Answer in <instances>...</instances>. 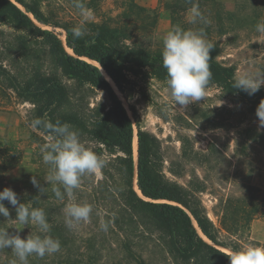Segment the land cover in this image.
<instances>
[{
    "label": "trees",
    "instance_id": "16d2710c",
    "mask_svg": "<svg viewBox=\"0 0 264 264\" xmlns=\"http://www.w3.org/2000/svg\"><path fill=\"white\" fill-rule=\"evenodd\" d=\"M237 3L240 12H264V0H237ZM194 5L212 10L219 24L224 15L229 20L235 18L240 24L248 19L246 14L241 18L229 14L217 0H176L170 9L184 11ZM55 12L50 0H0V25L23 32L26 39L38 41L54 70L45 72L38 66L20 83L0 64V77L9 83L17 97L35 106V118L69 124L87 148L107 158L109 163L102 169L100 178L86 175L82 178L86 181L74 190L82 192L87 204L95 206L88 221L68 228L64 209L74 202L71 196H65L63 201L55 198L52 186L43 179L48 166L42 158L34 176L45 187V192H38L33 184L23 190L6 183L4 173L19 156L0 145V190L10 187L21 202L43 208L52 226L50 235L61 244V250L55 254L29 257V264H148L142 253L135 250L134 237L155 231L159 232L157 239L165 256L164 264H229V252L224 249L239 250V245L231 238H224L223 231L231 233L238 229L240 221L247 223L258 213L264 214V192L245 180L237 182L236 174L227 169L223 180L232 186L239 183L240 193L218 197L221 226H215L200 199V193L208 189L209 175L199 176L193 172L186 182L180 183L164 170L181 178L187 175L189 164L198 163L205 171L214 165V153L225 159L226 156L213 142H208L206 151H196L186 135L179 138L180 151L167 154L161 140L140 127L133 106H129L132 118L129 116L116 92L123 95L132 90L143 92V87L151 80L166 83L167 73L161 62L163 49L137 46L128 24L112 25L106 21L88 22L87 34L74 40L70 29L78 23L63 20ZM202 14L205 18V13ZM253 17L254 21L259 19V16ZM56 28L65 32L64 42ZM218 33L226 35L228 28L220 25ZM207 41L213 44L208 61L212 74L209 83L218 87L233 105L210 108L206 121L212 129L236 128L248 122V127L237 128V134L242 133L240 139L264 146V129L254 123L258 118L256 108L264 99V86L251 96L233 88L236 77L233 67L217 60L220 40ZM61 76L101 89L109 100L107 109L102 113L90 108L86 112L80 109L75 94ZM185 121L186 127L192 125L189 120ZM134 122L137 160L134 158ZM40 131L49 136L47 131ZM46 143L40 144L41 157L40 150ZM227 162L231 163L228 158ZM135 184L143 197L136 191ZM3 203L9 208L11 219L0 216V228H8L10 234L18 231L21 238H25L31 232L30 226L16 230L15 210L7 200ZM193 219L208 240L199 234ZM102 221L109 223L107 232L100 228ZM15 259L10 249L0 250V264H12Z\"/></svg>",
    "mask_w": 264,
    "mask_h": 264
},
{
    "label": "rangeland",
    "instance_id": "374dc122",
    "mask_svg": "<svg viewBox=\"0 0 264 264\" xmlns=\"http://www.w3.org/2000/svg\"><path fill=\"white\" fill-rule=\"evenodd\" d=\"M50 1L57 11L56 15L61 19L79 23L81 16L73 6V0ZM175 1L84 0L87 8L93 13L89 22L106 21L112 25L128 24L137 46L163 49V36L174 26L186 30L202 29L206 40H220L221 52L217 60L232 66L235 76L242 73L264 72V33H258L255 27L257 23H264V12H240L237 0L232 3L219 1L229 14L238 15L239 18L246 14L247 21L240 24L235 18L229 20L228 16L224 15L222 23L219 24L212 10L207 11L205 6L199 5L201 12L205 13L207 23L199 22L193 25L188 23L191 8L172 12L170 8ZM253 16H259V19L254 21ZM220 25L228 28L226 35L218 33ZM56 31L64 42L65 32L61 28H56ZM0 64L20 83H24L31 76L33 69L38 66L45 72L54 71L45 50L38 41L26 39L23 32L7 25H0ZM61 77L75 94V100L80 109L86 112L87 108H90L97 113L107 109L109 100L101 89L81 84L65 76ZM116 92L129 116L132 118L129 106H133L139 116L140 127L155 134L161 140L167 154L179 152L181 148L179 138L186 135L188 143L196 151H206L208 142H213L226 156L225 159L218 153H214L212 155L214 165L206 168L205 171L198 163L189 164L186 169L187 175L181 178H175L166 169L164 170L167 176L177 179L180 183L186 182L189 174L193 172L199 176L204 173L209 175L208 189L200 193V199L215 226H221L218 197L232 192L240 193L239 183L232 186L223 180L227 169L230 173L236 174L237 182L245 180L264 192V146L258 143L248 144L245 139H240L242 133L237 134V128L248 127L246 125L249 123L245 122L239 127H230V129H212L205 119L210 108L233 105L214 84L208 83L203 100L192 103L185 109L174 104L168 95L166 83L155 80L145 85L143 92L132 90L127 91L126 95L117 90ZM33 118H35V106L17 97L9 83L0 77V145L9 151L16 152L19 156V159L6 169L4 178L7 184L18 185L23 190L32 185L31 177L35 175V170L42 158L39 154L40 144L49 142L48 135L30 127ZM185 120H189L192 125L186 127ZM254 123L258 125V118ZM133 124V137L136 141L135 122ZM83 144L87 146L86 143ZM96 177L100 178L101 175ZM84 181L86 180L82 179L81 183L83 184ZM82 195V192H74L71 200L74 203L87 204V199ZM100 204L103 206L104 203L101 201ZM92 206L95 205L92 204ZM192 222L196 226L195 222ZM239 224L238 229L231 233L223 231L224 238H231L238 242L239 250L249 245L264 247L263 213H258L247 223L240 221ZM158 236L159 232L155 231L144 237L136 239L134 237L135 250L142 253L148 264H164L165 256L157 239Z\"/></svg>",
    "mask_w": 264,
    "mask_h": 264
},
{
    "label": "clouds",
    "instance_id": "9594fccd",
    "mask_svg": "<svg viewBox=\"0 0 264 264\" xmlns=\"http://www.w3.org/2000/svg\"><path fill=\"white\" fill-rule=\"evenodd\" d=\"M73 6L81 16L79 23L70 29L75 40L87 34V24L93 13L84 0H73ZM199 22L207 23L199 6L194 5L190 9L188 23L195 25ZM255 27L258 33H264V23H257ZM162 43L161 62L167 73L166 88L174 104L185 109L188 105L203 100L212 75L208 61L213 48V44L206 40L203 30H186L174 26L163 36ZM262 86L264 72L242 73L232 82L233 88L249 96L254 95ZM256 116L259 128L264 129V99L256 108ZM30 127L49 133V142L40 150L42 162L48 166V173L43 179L47 185L52 186L55 198L60 201L65 196H71L80 187L84 176H99L109 163L107 158L87 148L80 141L78 133L67 123H53L36 117L31 120ZM31 183L38 192H45V187L40 185L36 176L31 177ZM5 200L15 210V229L20 230L25 226L31 228L30 234L25 238H21L18 231L10 234L8 228H0V250L10 249L13 252L16 259L12 264H29L31 256L43 258L61 250L60 241L50 235L52 226L43 208L21 202L10 187H4L0 190V216L5 219H11L9 208L3 203ZM92 212L90 204L69 203L64 209L65 224L72 228L75 224L86 222ZM33 228L35 232H32ZM100 228L107 232L109 223L102 221ZM227 256L229 264H264V247L249 245L241 250L230 251Z\"/></svg>",
    "mask_w": 264,
    "mask_h": 264
},
{
    "label": "water",
    "instance_id": "95a60500",
    "mask_svg": "<svg viewBox=\"0 0 264 264\" xmlns=\"http://www.w3.org/2000/svg\"><path fill=\"white\" fill-rule=\"evenodd\" d=\"M16 4H17L20 8H22L21 5H19L18 3H16ZM94 64L97 65V66H99L98 63H94ZM109 80H110V79H109ZM135 160H137V151H136V154H135ZM135 175H136V173H135ZM135 189H136V191L139 193V195L143 197L141 191L137 188L136 184H135ZM187 212H188V211H187ZM193 221L195 222L194 219H193ZM195 225H196L195 227L197 228V231L199 232V234H200L202 237H204L206 240H208V239L202 234V232L199 230V228L197 227L196 222H195Z\"/></svg>",
    "mask_w": 264,
    "mask_h": 264
},
{
    "label": "crops",
    "instance_id": "0c3cea01",
    "mask_svg": "<svg viewBox=\"0 0 264 264\" xmlns=\"http://www.w3.org/2000/svg\"><path fill=\"white\" fill-rule=\"evenodd\" d=\"M217 1H221V2H224V3H232L234 0H217Z\"/></svg>",
    "mask_w": 264,
    "mask_h": 264
},
{
    "label": "bare ground",
    "instance_id": "6f19581e",
    "mask_svg": "<svg viewBox=\"0 0 264 264\" xmlns=\"http://www.w3.org/2000/svg\"><path fill=\"white\" fill-rule=\"evenodd\" d=\"M136 148H137V143H136V141H135V139H134V149H135V154H136Z\"/></svg>",
    "mask_w": 264,
    "mask_h": 264
}]
</instances>
